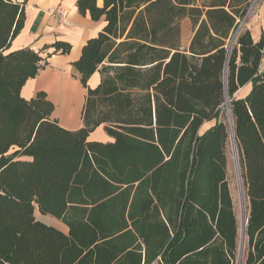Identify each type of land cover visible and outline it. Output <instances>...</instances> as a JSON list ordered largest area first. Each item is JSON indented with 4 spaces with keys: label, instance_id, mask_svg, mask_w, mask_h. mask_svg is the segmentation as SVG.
Here are the masks:
<instances>
[{
    "label": "trees",
    "instance_id": "obj_1",
    "mask_svg": "<svg viewBox=\"0 0 264 264\" xmlns=\"http://www.w3.org/2000/svg\"><path fill=\"white\" fill-rule=\"evenodd\" d=\"M251 2L77 0L105 26L73 64L86 97L70 131L46 93L21 91L72 46L10 52L25 2L0 0V264H237L230 144L247 205L243 262L264 264V38L243 28L228 50ZM100 127L111 142L90 140Z\"/></svg>",
    "mask_w": 264,
    "mask_h": 264
},
{
    "label": "crops",
    "instance_id": "obj_2",
    "mask_svg": "<svg viewBox=\"0 0 264 264\" xmlns=\"http://www.w3.org/2000/svg\"><path fill=\"white\" fill-rule=\"evenodd\" d=\"M16 1L20 3L25 2V20L23 29L11 43L10 52L33 49L37 52L42 51V57L46 58L48 54L54 52L53 48L50 47L58 41L69 43L72 46L70 54H57L48 58V66L36 78L29 80L23 87L21 91L22 98L31 100L38 93L44 92L48 100L55 106H61L63 101L70 102L72 99H77L75 102L76 107L80 106L82 108L84 106L83 103H85L86 89L82 86L79 74L74 70L73 64L80 59L86 43L90 39L97 37L102 31L105 26L104 20L94 22L89 15H81L77 8V0ZM244 29L250 31L255 42H259L264 38V0H261L258 9L247 19ZM192 37L193 32L191 39ZM46 47H48L47 50L45 49ZM100 81V74L95 73L89 79L88 86L94 89L100 84ZM251 89V84L246 85L236 94V97L245 98ZM53 118H55L54 115ZM61 124L60 126L63 127L64 125L62 126ZM214 125L215 122L204 124L201 132L207 131ZM81 126L83 125L78 122L77 125L72 127L74 129L70 131L78 129ZM64 127V129H67L68 126ZM68 129L70 128L68 127ZM90 140L103 143L112 141L110 137H104L102 140L93 139L91 136ZM22 160L30 161L29 158H23ZM36 211L38 210L36 209ZM36 211L35 217L40 221L36 216ZM59 222L56 223V227H52L56 229L60 228V230L58 229L59 231L67 234L68 228Z\"/></svg>",
    "mask_w": 264,
    "mask_h": 264
},
{
    "label": "rangeland",
    "instance_id": "obj_3",
    "mask_svg": "<svg viewBox=\"0 0 264 264\" xmlns=\"http://www.w3.org/2000/svg\"><path fill=\"white\" fill-rule=\"evenodd\" d=\"M180 26H181V32H182V45H187L191 39V36H192L193 26L191 25L189 20L181 21ZM76 101H77V99H72L70 102L63 101L61 106H58V105L55 106L54 105L55 106V110L53 113V115L55 117L54 119L58 118L60 124L62 122V124H61L62 126L63 125L68 126L70 128V129H68V127H67L68 130L74 129L72 127L77 125L78 122H80V124L83 125L82 111H83L84 106H82V108H80V106L76 107V105H75ZM70 113H71V116H70ZM67 117H69L68 118L69 120L66 119ZM64 128H66V127H64ZM81 128H82V126L78 129H75V130H79ZM75 130H73V131H75ZM91 137L93 139H102L103 140L104 137H108V136L104 132L103 128L100 127L98 129H96L91 134ZM234 154H235V149L230 144L229 148H228L227 175H228V181H229V185H230L231 195L233 197L236 214H237L238 221H239L240 232H241L242 222L245 219V216L247 213L246 212L247 205H246L245 197L243 195V191H244L243 183L241 182V178L239 180V175L237 173L236 165L238 164V160H235L236 154L235 155ZM236 159H238V157ZM239 172H240V169H239ZM36 216L38 217V219L42 223L49 225V226H55L56 223L58 222L56 219H54L51 216L41 215L38 211H36ZM59 223H61V222H59ZM61 224L64 225L63 223H61ZM58 229L60 230V228H58ZM244 250H245V248H244ZM244 250L241 253V258H239L240 263H243V264H244V262H243Z\"/></svg>",
    "mask_w": 264,
    "mask_h": 264
},
{
    "label": "built area",
    "instance_id": "obj_4",
    "mask_svg": "<svg viewBox=\"0 0 264 264\" xmlns=\"http://www.w3.org/2000/svg\"><path fill=\"white\" fill-rule=\"evenodd\" d=\"M261 3V0H252L249 11L247 13V16L245 17V19L240 23V26L238 28V30L232 35L230 41H229V48L228 50L231 51V49L234 47V45L237 42V38L239 36V33L241 31V29L244 28V24L246 23L247 19L255 13V11L258 9L259 5ZM244 227V225H243ZM237 264H241L240 261L238 260Z\"/></svg>",
    "mask_w": 264,
    "mask_h": 264
},
{
    "label": "water",
    "instance_id": "obj_5",
    "mask_svg": "<svg viewBox=\"0 0 264 264\" xmlns=\"http://www.w3.org/2000/svg\"><path fill=\"white\" fill-rule=\"evenodd\" d=\"M233 147L235 149V154H236V157H237V151H236L235 145H233ZM243 225H244V227H242V230H241V242H242V240H244V244H245V231H246L247 219H245ZM241 242H240V257L239 258H241V253L244 250V247L242 248Z\"/></svg>",
    "mask_w": 264,
    "mask_h": 264
},
{
    "label": "bare ground",
    "instance_id": "obj_6",
    "mask_svg": "<svg viewBox=\"0 0 264 264\" xmlns=\"http://www.w3.org/2000/svg\"><path fill=\"white\" fill-rule=\"evenodd\" d=\"M59 89H60V88H59ZM59 98H60V96H59ZM65 113H66V112H65ZM70 116H71V113H70ZM68 118H69V117H67L66 119L69 120ZM234 155H235V154H234ZM236 158H237V157H236V155H235V160H238V159H236ZM236 168H237V173H238V175H239V180H240V172H239V169H240V168H239V165H238V164L236 165ZM241 245H242V248H243V247H244V240H242Z\"/></svg>",
    "mask_w": 264,
    "mask_h": 264
}]
</instances>
